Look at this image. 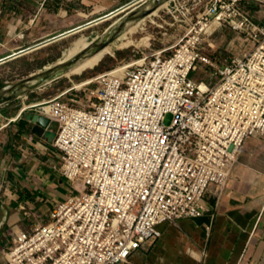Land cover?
Here are the masks:
<instances>
[{
    "label": "built area",
    "instance_id": "obj_1",
    "mask_svg": "<svg viewBox=\"0 0 264 264\" xmlns=\"http://www.w3.org/2000/svg\"><path fill=\"white\" fill-rule=\"evenodd\" d=\"M244 1L213 0L170 54L39 107L57 125L59 175L76 194L17 232L3 264H128L162 225L200 216L210 188L223 194L246 140L264 138V27ZM223 27L254 45L224 69L203 47ZM201 66L218 80L195 79Z\"/></svg>",
    "mask_w": 264,
    "mask_h": 264
},
{
    "label": "crops",
    "instance_id": "obj_2",
    "mask_svg": "<svg viewBox=\"0 0 264 264\" xmlns=\"http://www.w3.org/2000/svg\"><path fill=\"white\" fill-rule=\"evenodd\" d=\"M133 1L0 0V88L24 78L25 75L14 79L13 66L25 60L28 53L58 43L76 29H82L87 23L116 12ZM206 1L200 0L195 6ZM176 2L169 0L159 9L177 5ZM242 7L264 27V0H246ZM159 9L150 17L157 16ZM148 18L125 30L109 47L118 42L121 49L125 40L142 29ZM187 25H191L190 20ZM61 35L62 38L13 56ZM99 38L96 33L78 36L62 50L58 59L53 57L42 65L37 63L36 70L64 62ZM141 44L135 39L127 42L126 47ZM177 44L161 47L159 52L168 55ZM112 49L113 53L117 50ZM100 54L85 63H95L103 57ZM54 60V63L45 65ZM49 98L47 90L38 89L0 104V264L5 262L6 250L17 232L43 222L57 202L76 194L71 184L59 175L60 154L52 146L55 135L46 139L32 132V117L39 114V107L49 102ZM56 130L57 126L54 133ZM202 208L198 217L162 225V236L135 251L128 264H264L263 138L246 140L223 194L219 195L215 188H210L204 196Z\"/></svg>",
    "mask_w": 264,
    "mask_h": 264
},
{
    "label": "rangeland",
    "instance_id": "obj_3",
    "mask_svg": "<svg viewBox=\"0 0 264 264\" xmlns=\"http://www.w3.org/2000/svg\"><path fill=\"white\" fill-rule=\"evenodd\" d=\"M199 2L200 0H177V5L172 4V6L167 5V7H162L159 9L157 16L148 18L142 29L130 35L129 38L125 40L121 49H119L120 45H118L119 43L117 42L113 47H108L106 52L101 53L107 54L106 57L100 54V56L103 57L92 64L85 63L88 61L86 60L82 63L85 66H77L74 71L69 73L70 75L68 77L57 79L40 89H44V91L47 90L50 95V101H67L68 99H72V95L75 94L73 88H75L76 84L83 81L95 80L100 75L112 70L123 68L131 64H139L138 62L143 61L145 58L148 60L153 54L158 53L161 47H171L184 38L190 30V26L187 25L188 21L190 20L192 23L199 20L202 14H204L203 12L207 11L213 0H207L196 7L195 5ZM129 9L120 11L94 24L82 27V29H76V31L70 34L66 39L53 45L42 47V49L34 51L33 53H28L25 60H21L14 64V79H19L24 75L26 76L28 73L37 72V63H41L42 65V63L50 61L53 57L58 59L62 50L80 35L90 36L96 33L101 37L106 29L117 22ZM185 14L187 16H185ZM192 15L195 19H193ZM197 15L199 16L198 18ZM135 39H139L142 42L139 47H126L127 42ZM203 47L204 53L210 57L213 62L218 63L221 68L224 69L234 58L242 57L250 52L254 48V45L252 42L246 41L243 35L235 33L229 27H223L213 36L207 38ZM112 48H116L117 50L113 53ZM76 54L78 53H74L71 56H75ZM68 59L70 58L68 57L66 60ZM56 60L45 65L52 64ZM214 74L215 69L212 67L201 66L197 73L194 74V78L214 83L218 80V76H214ZM172 120L173 116L168 114L164 123L170 125Z\"/></svg>",
    "mask_w": 264,
    "mask_h": 264
},
{
    "label": "water",
    "instance_id": "obj_4",
    "mask_svg": "<svg viewBox=\"0 0 264 264\" xmlns=\"http://www.w3.org/2000/svg\"><path fill=\"white\" fill-rule=\"evenodd\" d=\"M168 1L169 0H135L132 3L124 6L123 8L118 9L116 12H112L90 23H87L84 26L96 23L120 11H124L130 8L118 19L117 22L108 27L97 41L92 43L91 46H88L86 49L82 50L69 60L49 68H46L45 66L41 70L34 72L27 77L19 79L13 82L12 84L0 88V104L15 99L17 97H21L22 95L27 94L29 92L38 90L41 87H44L45 85L62 78V75L65 74L79 60L87 56L97 54L98 52L109 46L111 43H113L122 33H124L125 29L129 24L150 17L155 12V10L159 9L164 3H167ZM65 35L67 34H64V36ZM62 37L63 35L53 38L51 40L44 41L32 47H28L22 51L15 53L13 56H17L27 51H31L37 47H41L42 45H45ZM32 123L34 125L32 132L35 133L37 136L46 139H49L51 135L54 137V132L57 125L50 118L42 116L40 114H36L32 117Z\"/></svg>",
    "mask_w": 264,
    "mask_h": 264
},
{
    "label": "bare ground",
    "instance_id": "obj_5",
    "mask_svg": "<svg viewBox=\"0 0 264 264\" xmlns=\"http://www.w3.org/2000/svg\"><path fill=\"white\" fill-rule=\"evenodd\" d=\"M137 22H134V23H131V24H129L128 26H127V28L125 29V30H128V29H130L133 25H135ZM112 44V43H111ZM110 44V45H111ZM109 45V46H110ZM88 46H91V45H88ZM87 46V47H88ZM109 46H107L106 48H104L103 50H101L100 52H98L97 54H95V55H90V56H87V57H85V58H83V59H81V60H79L74 66H72L65 74H63L62 75V77H64V76H68L69 75V73L70 72H72V71H74V69L77 67V66H79L80 64H82V63H84V61H86V60H90V59H92V58H94L96 55H98V54H100V53H102V52H104ZM72 58V57H71ZM69 60V59H68ZM67 61V60H66ZM65 62V61H64ZM63 63V62H62ZM143 63V61L140 63V64H142ZM61 64V63H60ZM124 69H125V67H123V68H121V69H117V72H119L120 71V73L121 72H123L124 71ZM88 82H90V81H85V82H83V83H81V84H79L76 88H78V87H80V86H82L83 84H86V83H88ZM42 112L44 113V114H47V115H51V108L50 107H48V106H44L43 107V109H42Z\"/></svg>",
    "mask_w": 264,
    "mask_h": 264
},
{
    "label": "trees",
    "instance_id": "obj_6",
    "mask_svg": "<svg viewBox=\"0 0 264 264\" xmlns=\"http://www.w3.org/2000/svg\"><path fill=\"white\" fill-rule=\"evenodd\" d=\"M98 70H100V69H98Z\"/></svg>",
    "mask_w": 264,
    "mask_h": 264
}]
</instances>
